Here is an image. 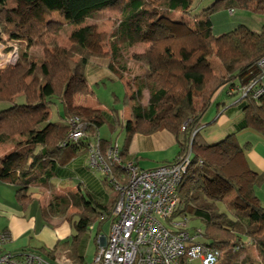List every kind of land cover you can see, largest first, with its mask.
<instances>
[{"label": "trees", "instance_id": "16d2710c", "mask_svg": "<svg viewBox=\"0 0 264 264\" xmlns=\"http://www.w3.org/2000/svg\"><path fill=\"white\" fill-rule=\"evenodd\" d=\"M19 1L26 4L22 8L28 15L25 20L16 7L9 5V0H0V33L23 39L28 46H39L41 58L36 62L23 49L18 52L15 64L0 69V103L6 104L0 108V145L11 144L0 158V179L13 183L20 197L32 186L51 188L57 167L63 166L80 146L88 154L89 142L97 136L94 121L101 115L92 112L83 118L75 109L66 108L67 117L77 114L86 123L84 138L67 142V117L61 123L49 122L47 109L55 101L67 106L68 94H91L84 68L93 55L88 47L93 27L84 24L85 19L96 11L114 10L118 16L104 41L113 61H118L123 47L149 43L143 52L132 54L145 69L143 74L135 76L136 87L131 95H125L133 100V121L125 123V144L120 154L123 158H132L126 151L134 132L150 134L161 129L171 132L179 151L170 162L185 153L191 143L193 161L200 159L201 164L192 168L179 187L182 200L174 215H187L199 221L203 243L221 252L219 264H264V206L251 201L253 188L264 181V173L249 169L245 177L247 187L242 188L234 179L224 178L218 167L204 163L195 152L198 147L209 146L197 141V137L202 117L222 87L226 88L227 95L235 97L231 107L240 109L242 118L236 123L235 131L213 146L219 147L231 160L241 150L236 132L251 128L264 134V93L258 98L252 97L253 87L244 96L241 92L253 82L264 89L261 84L264 68L257 66V61L264 57V22L258 30L240 23L216 35L212 21L214 14L228 10L264 15V0H214L200 16L191 13L193 0ZM37 9L49 18L40 20L32 16ZM54 11L73 25L68 47L61 46L57 40L64 23L51 17ZM171 12L179 13L178 18L173 19ZM180 30L184 33L178 36ZM209 56L219 61L223 73L213 72ZM109 66L114 69L112 62ZM145 89L148 99L143 105ZM19 95L20 102L14 100ZM109 144L100 138L103 155ZM112 171L124 178L118 165ZM212 172L222 176L224 183L210 187L206 178ZM226 184L234 190L230 198H226ZM115 201L116 197L112 209ZM219 201L227 212L218 208ZM64 203L67 200L58 196L48 202L47 210L54 212L57 204L61 210ZM89 222L90 217L82 216L75 224L78 233L73 242L79 240L80 231ZM250 245H254L257 259L247 252ZM33 251L44 257L52 254L44 247ZM179 264H188L187 258L182 257Z\"/></svg>", "mask_w": 264, "mask_h": 264}, {"label": "crops", "instance_id": "0c3cea01", "mask_svg": "<svg viewBox=\"0 0 264 264\" xmlns=\"http://www.w3.org/2000/svg\"><path fill=\"white\" fill-rule=\"evenodd\" d=\"M241 14L245 13H242L240 10H228L214 14L212 16L213 33L219 35L227 31H216L215 28L229 18H233L234 16L239 17ZM178 16L171 17L177 19ZM219 16L225 17V19ZM45 17L46 19L49 18ZM51 17L62 21L64 26H66L67 22L58 15L57 11H54ZM90 17L85 19L84 24L91 25V23H86L87 20L91 19ZM260 18L259 23L261 25L264 22V15ZM69 25L71 31L73 25ZM58 42L61 46L65 47H68L71 43L69 41L68 45H65L61 44L60 41ZM101 46L102 52L98 54L94 53L88 45L93 55L85 65L84 76L89 89L92 91L91 94H73L71 99L68 98L67 106L60 101L50 104L47 109L48 121L53 123L63 122L68 115L67 109H75L83 118L92 112L98 113L101 116L94 121L97 136L101 137L99 135V128L101 129L103 126H107L110 132L119 133L117 139H113L111 134L109 138L101 139L108 140L110 143L117 145L119 151H121L125 144V123L128 120L133 121L131 112L133 100L125 97V95L130 96L132 92L128 93L127 83L123 80L120 72L117 71L116 61H113L108 48L105 49L104 41ZM111 62L114 64V69L109 66ZM217 62L214 61V64H212L209 61L213 72L218 75L223 73V69L219 61ZM105 80L119 82L121 85L123 105L118 109L105 107L93 93L92 88L94 83H103ZM261 84L264 86V75L261 77ZM236 90L238 89H233L232 91ZM118 95L114 94L117 102H119ZM229 97L231 100L226 101ZM18 98L19 100L16 101L20 102L22 96L19 95L17 96ZM234 98V96L227 95L226 88H220L213 96L211 104L207 109L208 111L210 107H213L215 117L209 121L205 119L207 111L202 117V127H205L215 124L219 116L225 114L224 119L220 122V127L216 129L218 136L213 141L218 142L227 134L235 131L236 123L242 118V111L231 107L234 103ZM141 103L143 105L147 104V102L144 103L142 100ZM202 130L200 129L197 141L209 146L206 148L198 147L195 149V152L198 156L205 159L206 163L210 166L215 157L218 158L217 160H224L223 162L226 163L223 167L225 172L222 171L224 178L241 179L243 183H240V185L245 184L246 188L247 181L245 177L248 175L249 169L255 173H259V169H262L264 173V150L260 152L256 151L259 144L255 148L250 143L244 146V148L241 147V150L234 158L229 160L219 147L213 146L216 142H208L210 141L209 136L206 133H202ZM8 150L9 148L1 150L0 158ZM178 151L179 145L174 135L165 129H161L150 134L132 133L128 142L126 155L132 157L140 168L150 169L174 160ZM51 185V188L32 186L22 196L18 197L14 184L8 180L0 179V229L7 231L10 237L4 245V249L11 253H19L23 250L33 251L39 247H44L52 251L51 258L66 254L71 260H75L76 262L80 260L82 263H88L85 253L90 240L83 239V234L91 227L95 231L93 236L94 246L92 248L93 260L98 243L104 242L108 235L112 219V205L116 192L112 184L106 179L103 171L96 166L90 165L87 151L83 150L82 146L77 148L75 154L63 166L57 167L56 175L51 179ZM259 189L260 187L254 186V196L251 201L264 206L259 200L258 194H256V191ZM58 196L62 197L63 200H67V204L64 203L61 210H59L58 204L55 206L54 212L47 210L48 202L51 199H56ZM82 216L90 217V222L80 231L79 240L73 242L74 236L78 233L75 224L78 223ZM197 225L201 226L200 224ZM252 248L255 251L254 256L250 251ZM247 252L252 258L257 259L254 245H250Z\"/></svg>", "mask_w": 264, "mask_h": 264}, {"label": "built area", "instance_id": "2783aa9c", "mask_svg": "<svg viewBox=\"0 0 264 264\" xmlns=\"http://www.w3.org/2000/svg\"><path fill=\"white\" fill-rule=\"evenodd\" d=\"M8 46L5 50L7 46L0 43V68L15 64L18 59V45ZM257 66L264 68V57ZM251 88L254 98L264 93L263 87L253 82L241 89L242 95ZM66 123L67 142L84 138L86 123L77 114H70ZM192 155L190 143L175 161L142 169L134 159L123 158L113 143L103 155L100 138L93 137L88 145V162L103 171L116 192V201L108 235L98 243L92 262H76L66 254L44 257L32 250L11 253L4 249L9 233L0 229V264H179L182 257L187 258L188 264L193 260L218 264L221 252L203 243L202 227L191 226L187 215H174L182 200L179 187L192 168L201 164L200 159L193 161ZM114 165L122 169L124 178L114 174Z\"/></svg>", "mask_w": 264, "mask_h": 264}, {"label": "rangeland", "instance_id": "374dc122", "mask_svg": "<svg viewBox=\"0 0 264 264\" xmlns=\"http://www.w3.org/2000/svg\"><path fill=\"white\" fill-rule=\"evenodd\" d=\"M214 0H193V9L191 10V13L193 15H198L200 16L203 12V9L206 8L207 6H209ZM9 5L10 6H14L17 8V11L22 13L23 15V20H25L27 18L28 15H25L22 11V8L24 5H26L24 2L19 1V0H9ZM242 13L245 14H241L239 17L234 16L233 18H229L227 21L222 22L221 25H218L215 30H230L233 29L234 27H236L238 24L243 23L246 26H248L249 28L253 29V30H258L260 28V17H262V15L259 14H254L248 11H241ZM178 14L171 12L170 16H174L176 17ZM238 15V14H237ZM249 15V16H248ZM32 16H35L37 18H39L40 20H45L46 17L45 15L42 13L41 10H35L32 12ZM118 16L117 11L114 10H101V11H96L94 12V14L90 17L91 19L87 20L86 23H91L92 27H93V33L90 36L89 39V47L90 49L94 52V53H98L100 54L102 52V46L101 44L103 43V41L106 40V38L108 37L113 24L116 20ZM221 18L222 16H219ZM232 22V23H231ZM64 26V25H63ZM69 32H70V25L67 23L66 26L62 27V29L60 30L59 36L57 38L58 41H60L61 44H65L68 45L69 43ZM184 31L180 30L177 32V35H181L183 34ZM14 41V42H13ZM17 41V42H16ZM106 42V41H105ZM0 43L6 45V49L8 50L10 47L8 46L9 43L12 44H17L18 45V52H20L23 49H26L29 53L30 58H32L33 60H35L36 62H39L40 58H41V48L39 46H28L27 42L23 39H12L9 38L6 35H1L0 34ZM148 42H138V44H134L133 46H129V47H123L121 49L120 52V58L118 59V61L115 62L116 64V69L120 72L123 80L127 83V91L130 94L131 92L134 91L136 84H135V76L136 75H141L144 72V67L136 62L133 58H132V54L133 53H141L145 50V48L148 46ZM101 47H100V46ZM108 48L107 45L105 44V49ZM202 50V49H201ZM208 60L212 62V64H214L213 62L216 61V63H218L217 59L213 56H209ZM3 68V67H2ZM1 69V68H0ZM27 80H29V78H27ZM93 93L95 96H97L101 103L107 107V108H116L118 109L120 106L123 105V92L121 90V85L119 82H113V81H109V80H105L103 83H94L93 85ZM233 90V89H231ZM230 90V92H231ZM229 92V93H230ZM236 92V91H234ZM114 94H119V102H117L115 100V96ZM232 94V93H230ZM233 96V95H231ZM244 96V95H243ZM68 97L71 99L72 95L68 94ZM148 99V92L147 90H143V94H142V101L144 103L147 102ZM14 100H19V98L17 99V97L14 98ZM231 98H227L226 101H230ZM6 104L4 103H0V108L5 107ZM62 111V110H61ZM81 116V115H80ZM225 114L220 115L218 121L215 124H211L209 126H205L202 127V133H206L207 136H209V140L208 142L212 143V142H217V141H213L215 140V138H217L218 134L216 132V129H218V127H220V122L224 119ZM215 117V112H214V108L210 107L209 110L207 111L206 115H205V119L212 120ZM83 120V119H82ZM92 134V132H91ZM110 134L112 135L111 137L113 139H117V136L119 135V133L117 134L116 132L112 131L110 132V130L107 128V126H103V128H99V135L101 136L100 138H104L107 139L109 138ZM124 134V131H123ZM18 137V136H16ZM19 139V137L17 138ZM21 139V137H20ZM236 141L238 143V145L240 147L246 146L247 144H253V147L255 148L257 144H259V147L256 149L257 152H260L261 150H264V134L259 133L251 128H247V129H243L240 130L236 133ZM11 144H2L0 145V151L1 150H5L7 148H10ZM194 151V149H193ZM199 158H201L200 156H198ZM203 160L204 163H206L205 159L201 158ZM218 158H213V163L211 164V166H216L219 169H221V171L225 172L223 167L225 166V162L221 161V160H217ZM207 164V163H206ZM235 170V168H234ZM259 174H262L263 170L259 169ZM224 179L222 178V176L220 175H216L214 172H212L211 177H207L206 178V182L208 183V185L210 187H214L217 183H221L223 184ZM234 181L237 182V184L239 185L240 183H243L241 179H234ZM227 183V182H225ZM227 185V197L226 198H230L232 197V195L234 194V190L232 188V186L229 184ZM242 188H245V184L242 185ZM257 187H260L259 190L256 191V194H258V198L261 201L262 204H264V181ZM245 190V189H244ZM243 190V191H244ZM217 206L220 210L227 212L228 210H226L224 204L219 201L217 202ZM199 224V221L197 219H190V225H197ZM95 234V231L93 230V228H89L88 230H86V232L83 234V239H89V243H88V249L85 253V258L87 260L88 263L92 262V248L94 246V242H93V236ZM249 247V246H248ZM248 250V248H247ZM251 254L254 256L255 255V251L250 250ZM63 255V254H62ZM192 264H199L198 260H193ZM219 264V263H218Z\"/></svg>", "mask_w": 264, "mask_h": 264}]
</instances>
